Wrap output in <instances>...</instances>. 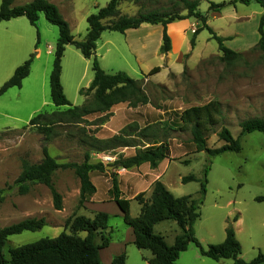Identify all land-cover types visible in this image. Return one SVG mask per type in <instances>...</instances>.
I'll return each mask as SVG.
<instances>
[{
	"label": "rangeland",
	"instance_id": "1",
	"mask_svg": "<svg viewBox=\"0 0 264 264\" xmlns=\"http://www.w3.org/2000/svg\"><path fill=\"white\" fill-rule=\"evenodd\" d=\"M32 0H15L14 6H24ZM58 6L69 23L72 35L83 41L89 28L90 15L105 8L110 0H49ZM179 0H120V16L137 17L161 7L167 10L176 7ZM198 10L206 17L207 26L214 33L226 39L227 48L240 54L233 62L222 60V52L216 40L207 29H203L192 46L196 30L204 23L191 18L189 41L191 48L181 58V73H171L165 77V84L153 82V75H145L134 57L124 60L120 57L112 67L97 59L100 66L110 74L126 73L139 81L149 96L147 106L132 108L128 104L115 106L105 114H93L84 118L80 124H60L53 126L51 132H42L44 124L33 127L30 121L40 114L66 111L68 107L57 109L52 102L50 76L55 60L59 28L49 23L41 13L33 26L26 17H19L0 23V89L13 76L15 70L27 60H32L30 74L23 80L20 88L9 89L0 96V229L21 222L27 218H45L47 226L38 232H25L9 238L4 254L12 248L38 242L46 237H58L68 232V221L75 216L93 217V212L79 204L80 179L73 168L86 163L98 167L91 173L92 183L98 192L94 201L110 199L112 181L116 179L123 195L137 197L142 194L149 200L154 183L160 180L176 198L192 196L198 199L206 168L207 193L200 207V218L193 227L197 239L204 248L223 243L226 228L231 224L238 231L242 247L241 257L245 261L256 258L264 252V202L256 201L264 197V134L255 132L243 135L240 123L244 120L264 119V52L256 49L260 40L259 27L264 16V6L251 0H199ZM2 0H0L1 7ZM224 4L220 12L210 11L212 4ZM182 15H187L183 11ZM120 34V33H118ZM105 40L110 32L103 33ZM68 48V47H67ZM118 49L127 53L121 43ZM150 49L154 50L152 46ZM40 51V55L37 52ZM128 54V53H127ZM92 58L89 63L82 53L70 46L62 59L61 82L65 95L73 107H81L85 100L92 99L87 89L94 79ZM155 57L142 67L144 71L159 66ZM160 86V87H159ZM84 89V96L80 90ZM89 94V95H88ZM212 100L222 105V122L208 137V148L216 150L224 146L218 134L222 127L229 129L235 139L240 140V153H223L211 158L207 153H197L190 133L172 132L165 139L170 144L169 159L161 162L156 169L143 164L132 169H124L119 163L134 157L140 150L149 147L141 142L131 127L157 124L167 121L175 123L182 110L206 104ZM130 132L128 141L138 147L118 148L98 153L91 147L92 137L107 140ZM125 134V133H124ZM161 136V135H160ZM45 151L59 164L53 175L56 191L62 196L63 210L54 208L53 196L44 184H32L26 194H20L15 182L23 171L24 163L40 164ZM195 177V181L183 182L185 178ZM140 213V205L133 202L131 216ZM242 217V222L234 218ZM122 219L113 218L112 230L117 225L123 227ZM176 222H162L154 233L164 237L172 246L180 234ZM107 233V232H106ZM101 242V237L97 239ZM189 249L200 250L195 244ZM201 254V253H200ZM203 257V256H202ZM206 258V257H205ZM226 264L234 261L223 259ZM179 264V260H178Z\"/></svg>",
	"mask_w": 264,
	"mask_h": 264
},
{
	"label": "trees",
	"instance_id": "2",
	"mask_svg": "<svg viewBox=\"0 0 264 264\" xmlns=\"http://www.w3.org/2000/svg\"><path fill=\"white\" fill-rule=\"evenodd\" d=\"M239 1V0H237ZM248 3L251 0H240ZM264 6V0H255ZM15 0H2L0 7V23L10 21L19 17H26L35 26L39 20V15L43 13L46 20L59 28V39L56 44L55 60L50 76L51 98L57 109L68 107L66 111H56L52 114H40L30 121L33 127L44 124L42 132H51L53 126L60 124H80L85 117L93 114L107 115L112 108L121 104H128L132 108L147 106L150 103L149 96L141 87L139 81L132 79L124 72L117 74L106 73L98 63L95 53L97 42L101 35L106 32H118L124 34L128 30L138 29L144 24L162 25L164 27L163 45L161 53L167 54L171 51V39L167 33V26L171 23L197 19L204 23L203 28L195 31L192 39V46H195L196 38L203 29H207L212 38L217 41L219 50L222 52V60L233 62L240 57V54L227 48L226 39L217 36L214 31L207 26L206 17L198 10L199 0H179L175 8L179 10H167L164 7L147 13H140L137 17L120 16V0H110L105 8L88 17L89 25L87 35L83 41H77L72 35L69 23L61 14L59 8L49 0H32L24 6H14ZM225 7L224 4H212L210 11L218 13ZM187 11V15H182ZM260 40L256 49L264 52V16L259 27ZM67 46L76 47L86 59L93 60L92 70L94 79L87 89L92 99H86L81 107H73L67 99L61 82L62 59ZM32 60H27L18 67L13 76L0 89V96L9 89L22 86L23 80L30 74ZM160 72V68H154L149 75ZM160 87V86H159ZM84 89L80 90V95L84 96ZM88 94V95H89ZM223 116L220 102L212 100L203 105L190 106L178 113L175 123L161 121L157 124H148L144 127L136 125L131 127L137 133L141 142H145L149 147L140 150L134 157L119 163L124 169H132L143 164H149L152 169L158 168L159 164L169 159L171 149L170 144L165 139L172 132L190 133L192 143L197 153H207L211 158L223 153H240L242 150L240 140L235 139L229 129L222 127L218 136L225 144L219 149L208 148L209 135L221 125ZM243 135L255 132L264 134V119L255 118L244 120L240 123ZM125 133V134H124ZM161 135V136H160ZM130 132L123 131L122 135L114 136L107 140H99L92 137L90 147L98 153H105L118 148L138 147L134 141H128ZM90 153L86 154V163L82 166L74 165L73 168L80 179L79 204L81 207L85 203H94L93 198L98 192L97 187L92 183L91 173L96 168L105 171V167L100 164L98 167L90 165ZM61 168L49 154L45 151V158L40 164L24 163L23 171L15 186L20 194H26L32 184H44L53 196L54 208L57 211L63 210L62 196L56 191L53 184L54 173ZM209 168H206L204 181L201 183L199 198L192 196L176 198L173 196L164 183L155 181L149 200H144L143 195H138L135 200L141 206V213L138 217L131 216V201L126 199L116 179L112 181L110 199L104 203L114 202L122 214L127 227L132 228L135 241L134 245L139 250L149 251L152 257L150 264H178L180 255L187 251L190 244H195L202 256L213 261L220 262L223 259H231L234 264H264V252H259L258 256L251 261H245L242 255V247L237 239L236 230L233 225L226 228V238L219 245H210L204 248L195 236L193 227L200 218V207L203 205L204 197L207 193V175ZM195 181V177L185 178L183 182ZM2 191H0V194ZM3 197L0 196V202ZM264 202V197L256 199ZM113 217L107 213H93L92 218L86 216H75L68 221V232H63L58 237H46L38 242L26 244L12 248L8 251L9 257L4 254V248L9 238L21 235L25 232H38L47 226L45 218H27L16 224L0 229V264H102L100 252L107 248L112 241V221ZM238 217L234 218L237 222ZM162 222H176L180 228V234L175 238L172 246H169L164 237L154 233L156 225ZM107 232V233H106ZM99 236L101 242H98ZM112 264H126V255H120L113 259Z\"/></svg>",
	"mask_w": 264,
	"mask_h": 264
},
{
	"label": "crops",
	"instance_id": "3",
	"mask_svg": "<svg viewBox=\"0 0 264 264\" xmlns=\"http://www.w3.org/2000/svg\"><path fill=\"white\" fill-rule=\"evenodd\" d=\"M193 24L194 23H192L191 19H187L171 23L167 26V33L171 39L172 46L171 51L167 54L161 53L164 35V27L162 25L144 24L140 28L128 30L124 34L106 31L110 32V35L105 40L103 39L104 35H101V38L97 42L95 57L100 59L101 62L106 61L105 65H110L112 71H115L114 69L116 68H114V63L118 57L127 60V58H131L132 56L142 73L145 75H149L154 68L159 67L160 72L153 75V82L165 84V77H167L170 72L176 74L181 73L182 61L179 60H181L183 53L191 48L189 35ZM120 43L126 47L128 54H124V52L118 49V44ZM152 46L155 47L154 50L150 49ZM67 47L69 48L70 46ZM68 48H66V50ZM37 55H40V51L37 52ZM155 57L161 61L159 66L144 71L142 67L149 64V62ZM84 60L89 63L91 59L84 58ZM101 68L108 73L103 64L101 65ZM123 196L131 201L132 209L133 202H137L135 197H130L128 195ZM85 209L90 210L93 213H107L113 218L117 217L122 219L124 222V215L114 202L104 203L101 201H95L94 203H87ZM241 222L242 217L238 218L237 224ZM158 225H156L155 228ZM236 235L238 238L237 229ZM112 236L113 238L110 245L100 252L102 264H112L115 257L123 254L126 255V264H150L149 259L152 257V254L149 251L139 250L134 245L135 235L132 228L127 227L126 224L123 227L117 225L116 227H113ZM225 238L226 236L223 238V242ZM189 248L180 255L179 264H226L224 261L216 262L209 258H205L204 256L202 257L199 251ZM231 264H234V262Z\"/></svg>",
	"mask_w": 264,
	"mask_h": 264
}]
</instances>
